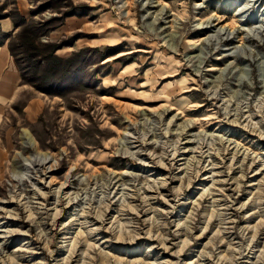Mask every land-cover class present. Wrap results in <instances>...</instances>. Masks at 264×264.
Returning <instances> with one entry per match:
<instances>
[{
  "label": "rangeland",
  "instance_id": "374dc122",
  "mask_svg": "<svg viewBox=\"0 0 264 264\" xmlns=\"http://www.w3.org/2000/svg\"><path fill=\"white\" fill-rule=\"evenodd\" d=\"M0 44V264H264V0H0Z\"/></svg>",
  "mask_w": 264,
  "mask_h": 264
},
{
  "label": "crops",
  "instance_id": "0c3cea01",
  "mask_svg": "<svg viewBox=\"0 0 264 264\" xmlns=\"http://www.w3.org/2000/svg\"><path fill=\"white\" fill-rule=\"evenodd\" d=\"M8 29L6 27V30ZM23 89L24 85L20 84V77L14 62L5 46L0 44V113L1 109L12 103ZM26 104V107L30 109L37 107V101L33 99H28ZM31 114L35 113L31 112Z\"/></svg>",
  "mask_w": 264,
  "mask_h": 264
},
{
  "label": "bare ground",
  "instance_id": "6f19581e",
  "mask_svg": "<svg viewBox=\"0 0 264 264\" xmlns=\"http://www.w3.org/2000/svg\"><path fill=\"white\" fill-rule=\"evenodd\" d=\"M220 30V29H219ZM222 33V30L219 32V36H221V35H225V33H223V34H221ZM206 39V38H205ZM207 40L208 41H210L209 40V37L207 38ZM21 139H22V143H23V146L24 147H33L34 146V140L31 138V136H30V134L26 131V130H24L23 131V134L21 135ZM31 161H33V162H31ZM47 161V160H46ZM29 163L31 164L32 163V168H35L37 165L38 166H42V164H44L45 162H43V161H39V160H37L36 162H34V159H32V160H29ZM22 177V176H21ZM17 179V178H16ZM20 180V178H18V181ZM17 181V180H16ZM1 205H2V202L0 203Z\"/></svg>",
  "mask_w": 264,
  "mask_h": 264
},
{
  "label": "trees",
  "instance_id": "16d2710c",
  "mask_svg": "<svg viewBox=\"0 0 264 264\" xmlns=\"http://www.w3.org/2000/svg\"><path fill=\"white\" fill-rule=\"evenodd\" d=\"M52 56H50V57H48L49 59L51 58ZM55 61H58V62H60L61 61V59H58L57 57H52ZM64 70V69H63ZM62 70V71H63ZM65 71V70H64Z\"/></svg>",
  "mask_w": 264,
  "mask_h": 264
}]
</instances>
